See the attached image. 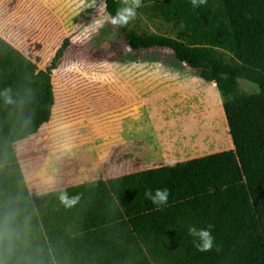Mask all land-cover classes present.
Returning <instances> with one entry per match:
<instances>
[{
  "label": "trees",
  "instance_id": "trees-1",
  "mask_svg": "<svg viewBox=\"0 0 264 264\" xmlns=\"http://www.w3.org/2000/svg\"><path fill=\"white\" fill-rule=\"evenodd\" d=\"M105 5L109 16L121 8ZM150 14L173 22L176 36L128 24L117 28L126 45L170 50L217 81L234 148L33 196L16 144L50 119L52 73L70 40L38 70L0 34V264H264V0H155ZM165 188L157 210L144 193ZM63 194L79 199L68 206ZM190 226L210 230L211 251L196 249Z\"/></svg>",
  "mask_w": 264,
  "mask_h": 264
},
{
  "label": "rangeland",
  "instance_id": "rangeland-1",
  "mask_svg": "<svg viewBox=\"0 0 264 264\" xmlns=\"http://www.w3.org/2000/svg\"><path fill=\"white\" fill-rule=\"evenodd\" d=\"M141 3L129 23L136 32L176 36L173 22L150 14L155 0ZM120 4L124 6L122 0ZM108 16L105 0H0V34L36 69H44L63 41L70 40L63 62L52 73L55 104L50 119L34 136L16 144L31 191L44 194L97 181V100L111 91H164L167 109L172 110L165 112V119L188 115L196 119L197 132L203 129L196 156L231 147L217 85L170 50H131ZM97 21L104 23L99 30ZM228 35L223 31L218 37L225 40ZM215 53L232 59L224 49ZM241 85L257 90L245 80Z\"/></svg>",
  "mask_w": 264,
  "mask_h": 264
},
{
  "label": "crops",
  "instance_id": "crops-1",
  "mask_svg": "<svg viewBox=\"0 0 264 264\" xmlns=\"http://www.w3.org/2000/svg\"><path fill=\"white\" fill-rule=\"evenodd\" d=\"M145 93L111 91L107 98L97 100V181L200 157L196 155L201 151L198 139L203 129L197 132L196 119L173 114L165 119V112L168 115L172 110L167 109L170 103L164 91ZM164 137L183 143L165 151L159 148ZM230 145L233 149L232 141ZM30 192L40 195L36 190Z\"/></svg>",
  "mask_w": 264,
  "mask_h": 264
},
{
  "label": "clouds",
  "instance_id": "clouds-1",
  "mask_svg": "<svg viewBox=\"0 0 264 264\" xmlns=\"http://www.w3.org/2000/svg\"><path fill=\"white\" fill-rule=\"evenodd\" d=\"M123 7H121L114 16H108L107 20L111 23L114 28H122L127 26L136 16V9L142 6L141 0H122ZM207 0H191L193 8H197L203 4H206ZM106 7V5H105ZM97 30L104 26L103 21H97ZM183 26V25H182ZM144 196L146 199L150 200L151 203L160 210L162 207L166 206L169 201L170 192L167 188L156 189L153 192L152 189L145 191ZM79 197H74L69 199L67 194L61 195V201L68 206H71L77 202ZM188 232L191 236L195 237L194 246L200 252L211 251L214 244V238L211 235L209 229H198L194 226L188 228Z\"/></svg>",
  "mask_w": 264,
  "mask_h": 264
},
{
  "label": "bare ground",
  "instance_id": "bare-ground-1",
  "mask_svg": "<svg viewBox=\"0 0 264 264\" xmlns=\"http://www.w3.org/2000/svg\"><path fill=\"white\" fill-rule=\"evenodd\" d=\"M200 137H202V136H200ZM165 140V141H164ZM164 140L162 141V143L164 144L163 146L161 145H159V148H162V149H164L165 151H168L169 150V148H172L173 147V145L174 144H176V145H179V144H182L183 143V141H168V139L166 138V137H164ZM198 140H201V139H198ZM198 140H196V141H198ZM195 141V142H196ZM156 142H153V146L155 147V144ZM157 143H159V142H157ZM186 143H187V145H189V139H186Z\"/></svg>",
  "mask_w": 264,
  "mask_h": 264
},
{
  "label": "water",
  "instance_id": "water-1",
  "mask_svg": "<svg viewBox=\"0 0 264 264\" xmlns=\"http://www.w3.org/2000/svg\"><path fill=\"white\" fill-rule=\"evenodd\" d=\"M186 65H188L187 62H184ZM203 79H205L204 77H202ZM216 85H217V81H213Z\"/></svg>",
  "mask_w": 264,
  "mask_h": 264
}]
</instances>
